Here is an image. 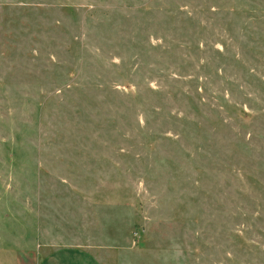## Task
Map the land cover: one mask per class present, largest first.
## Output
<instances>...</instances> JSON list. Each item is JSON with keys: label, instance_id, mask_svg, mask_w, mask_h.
I'll return each instance as SVG.
<instances>
[{"label": "rangeland", "instance_id": "obj_1", "mask_svg": "<svg viewBox=\"0 0 264 264\" xmlns=\"http://www.w3.org/2000/svg\"><path fill=\"white\" fill-rule=\"evenodd\" d=\"M264 264V0H0V264Z\"/></svg>", "mask_w": 264, "mask_h": 264}, {"label": "crops", "instance_id": "obj_2", "mask_svg": "<svg viewBox=\"0 0 264 264\" xmlns=\"http://www.w3.org/2000/svg\"><path fill=\"white\" fill-rule=\"evenodd\" d=\"M39 264H97L78 249H63L47 255Z\"/></svg>", "mask_w": 264, "mask_h": 264}]
</instances>
